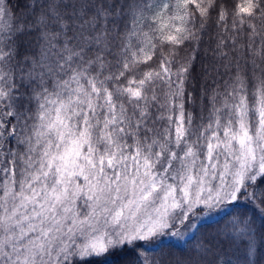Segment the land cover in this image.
<instances>
[{
	"label": "snow or ice",
	"instance_id": "6c2138e0",
	"mask_svg": "<svg viewBox=\"0 0 264 264\" xmlns=\"http://www.w3.org/2000/svg\"><path fill=\"white\" fill-rule=\"evenodd\" d=\"M0 264H264V0H0Z\"/></svg>",
	"mask_w": 264,
	"mask_h": 264
}]
</instances>
